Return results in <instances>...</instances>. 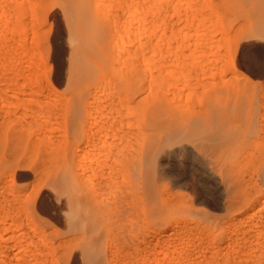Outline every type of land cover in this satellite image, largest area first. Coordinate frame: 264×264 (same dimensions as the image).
<instances>
[{
  "label": "rangeland",
  "instance_id": "rangeland-1",
  "mask_svg": "<svg viewBox=\"0 0 264 264\" xmlns=\"http://www.w3.org/2000/svg\"><path fill=\"white\" fill-rule=\"evenodd\" d=\"M150 1L143 0L141 4L144 3V5H141L138 0H105V4H100L101 7L99 6L97 10V16L103 22L100 32L105 30L117 36L124 34L130 25H133L132 27L136 30L139 27L144 29L145 27L141 28L140 24L145 22L142 25L147 27L142 30V32L145 31L144 35L141 36L142 33L138 32L137 37L138 35V38L143 37L141 42L146 35L149 38L154 37L153 42L150 40L152 45L145 48V59L151 60L150 62L156 61L155 64H163L164 70L168 71L167 75L164 74L167 81L163 83L170 82L169 86H171L173 82L174 88L171 89L168 86L171 91L176 88L180 91L184 88L180 92H173L178 99L183 91V96L181 95L180 98L182 100L174 102L177 105L181 104L182 107L176 108L173 104L177 113L183 115L181 123L194 118L192 111L206 104L203 103L207 99L202 98V87L199 88L196 85L181 87V83L186 82H183L186 78L184 75L190 67L193 70V64L196 65L197 61L206 63L205 70L208 69L209 64L213 65V63L214 66L218 64L216 66L218 69L225 68V72L222 68L224 73L222 79L235 77L238 81L253 82L257 86V95L251 102L250 99L252 100L254 96L250 86L242 87L240 91L237 88L238 96H236L235 91L232 90L233 85L231 86L229 82L227 85L230 86L222 85L221 93L225 89L223 100L222 96L220 98L212 95L209 105L215 108L228 105L226 117L229 116V118L224 126L228 136L227 149L219 148L211 152L202 148L199 142L184 143L187 155L174 153L165 155L161 161L157 160L154 166V177H152V169L148 174L149 180L152 177L153 185H151L156 187L155 199L162 201L164 213L159 211L158 216L153 215L154 200L149 205V208H153L152 215L145 222L136 221L133 225L128 223L125 224L126 226L123 225L125 228L121 229L122 232H119L120 226L119 229L116 228L120 224L114 221L115 216H111L102 224L104 228L100 225L98 229L101 233L99 253H88L86 255L88 264H93L90 261L93 257L97 260V264H264V133L261 132L258 135L253 133L264 119V0H185L187 5L184 0H180L177 4L181 10L180 18L179 16L171 17L173 26L169 24V21L166 22V16L170 11H164L165 14L157 12L152 7L159 0H154V3L151 1L152 4L149 3ZM94 4L96 1L92 0L90 5ZM150 8L152 12L148 11ZM152 9L155 11L153 12ZM86 13L85 33H96L97 29L94 26L97 18L92 13H88V10ZM161 15H166L164 18L165 23H168L167 27L160 21ZM75 20L77 21L75 7L67 0H0V76L3 75L0 77V118L8 119L7 122L3 120L5 125H2V132L7 127L6 132L2 133L3 136L0 134L2 137L0 140L2 142H0V219H5L8 223L17 226L13 233L12 231L5 233L4 238L10 236L14 238L13 240L5 241V243L0 240V264H78L77 245L64 242L69 237L68 232L56 213L55 202L47 195L46 189L42 186L38 187V201L36 199V202L26 207L20 204L23 207L19 209L20 205H16L14 199L11 200V191L4 188L6 184H12L9 181L10 175L14 174V169L17 168L11 166L10 161L8 162L12 159V154L8 152L7 147L10 148L13 137L17 138L16 132L21 129H23L22 138L26 140V142L22 141L24 142V148L21 146L22 154L23 152L29 154L30 158L39 155L38 157L42 156L45 159L53 155L54 152H49L52 148L54 151L64 148L70 153L73 150L82 151V147L84 154L86 150L89 151L90 147L82 142L81 135L79 141L72 139L73 137L70 138L72 135L69 131V121L72 113L68 107L71 106L73 99L87 93L88 79L94 83L100 72L109 77L115 65L116 69L118 68L117 71L124 70V67L120 66H124L126 53H119L122 49L116 48L111 41L100 59V63H104L103 68L91 58L87 69L92 71L89 74L92 77L88 76L87 80L83 77L81 79L71 77L70 59L80 45ZM162 25H165L163 29L160 27ZM163 35L165 38H161ZM152 46L156 47L155 50ZM195 70L199 72L198 68L193 72ZM196 77L192 81L197 82ZM164 86L167 87V85ZM184 90L186 92L188 90L186 93L188 97L184 96ZM226 91L231 92L230 95L233 94L232 99L228 100ZM189 92L192 93L191 96ZM221 93L219 94L222 95ZM106 97L109 96H104L101 104ZM188 102L190 110L187 109ZM195 102H198V106ZM90 104L93 105L92 102ZM193 104L195 106L190 107ZM66 107L70 114L66 113ZM184 108L187 109V114ZM86 117L85 111L82 110L79 122ZM16 124H19V127ZM10 127L18 129H11L14 133H9ZM215 129L212 127L207 133L214 134ZM64 133L66 139H64ZM9 134L13 135L12 139H10L11 136L8 137ZM29 148L34 155L29 153ZM110 165L112 167L114 164L110 163ZM138 174V170L135 171L133 168L121 172L120 179L113 182L111 194L109 191V195L106 193L103 196L113 198L114 193L116 195L114 198H117L118 194H130L131 188H136V183L140 179ZM207 174L210 177L206 180L203 176ZM87 176L88 174L84 177L90 180ZM197 178L203 179V182L212 183L203 189L207 198V200L203 199V202H200L202 200L198 198L201 190L196 189ZM18 180L12 184L14 196L20 190H23L21 191L23 196L28 194L30 190L28 187L25 189V186L31 184L30 175ZM88 180L86 181L89 182ZM128 185L131 186V191ZM123 188L129 193L122 190ZM134 200L132 199L129 204L135 209V205H138L136 202L140 201L138 198ZM4 207L10 212L4 210ZM141 207L140 202L136 208L140 210ZM157 221L160 222L161 227L156 224ZM126 228L128 230H125ZM135 231L137 232L134 233ZM139 231H148L146 240L143 241L144 237L138 233Z\"/></svg>",
  "mask_w": 264,
  "mask_h": 264
},
{
  "label": "bare ground",
  "instance_id": "bare-ground-1",
  "mask_svg": "<svg viewBox=\"0 0 264 264\" xmlns=\"http://www.w3.org/2000/svg\"><path fill=\"white\" fill-rule=\"evenodd\" d=\"M67 1L71 2L76 10L77 21L76 20L75 21L77 23L75 22V24H77V27H78L77 39L79 40L78 42H80V45L76 48L73 57L70 59L71 69L69 72L71 74V77H73L74 79H81V77H83V79L85 78L87 80L88 76H90L89 74L92 72L89 68L87 69V64L89 63V61H91V58H93L94 59L93 61L96 63H99L100 67L103 68L104 63H100V59H102V56H104L105 54L104 52L107 49L108 45H110L111 41H113L112 45L116 46V48L118 47L119 50L122 49L121 51H119V53L120 52L126 53L125 55L126 63L124 60V66L123 65L120 66L122 68L124 67L123 68L124 70L120 69L117 71L118 68L116 69L117 66L115 65V69H113V71L111 70L112 73L110 74L109 77H106L104 74H102V72H100L98 78L95 79L94 83L88 79L86 83L88 84L87 93L82 95L80 98H77L75 100L73 99L71 106L68 107L70 103L67 106L68 108H70V112L72 113L71 114L72 117L70 118V121H69V131L71 133L70 135H72L70 138L73 137L72 139L78 140L80 138V135L82 136L83 138L82 142H84L85 145H88L90 147L89 151L86 150L85 154L83 153L84 152L83 147H82V151L73 150L71 153L68 152V150H65L63 147H62L63 149L57 150V151H54L53 148L51 147L52 150L50 149L49 152H54L53 155L50 156L48 154L49 157L45 159H43L42 156L41 158L38 157L39 155L37 157L34 156L35 158L34 157L30 158L29 154H24V152L22 154V151H23L22 149L24 148L23 143L26 142V140L24 141V139L22 138V134H21V131L23 129H21V131L16 132L15 136L17 138H14L13 135L9 134L8 137L11 136L10 139H12V137L13 139H12V145H10V148L9 146L7 147L8 152L12 154V157H11L12 159H9L8 162L10 161L11 166H16L18 168V170H16L17 168L14 169L13 167L14 174L10 175L9 181L10 183L14 184L18 180V178L20 179L21 177L26 178L30 175L31 184L25 186V189L26 187H28L30 191L28 194L25 193L26 195L24 196L22 195V192H21L23 190H20L19 192H17V195L14 196L15 191H14L12 184H6L4 188L7 191L8 190L11 191L10 194L12 193L11 195L15 197L14 198L11 196L12 198L11 200L14 199V202L17 203L16 205L19 206L20 204H23L26 207V205L33 204V202H36V199L38 201L37 196L39 193L37 192L39 190L37 188L40 186L44 187L47 191V195L51 197L53 201L55 202V208L57 210L56 213L59 215V218H61V220L63 221V224L65 225V228L68 232L69 237H67L64 242H67L69 245L71 244L77 245L76 251H77V257H78V264H88L86 255L91 252L99 253V241H100L99 237L101 236V233H100V230L98 229L100 225L104 224L111 216H115L114 221H117L120 224L116 228L119 229V226H120L119 232H122L121 229L125 228L123 225L125 224L127 225V223L133 225V223L134 222L136 223V221L137 222L140 221V223L141 221L145 222V220L148 217H150V215H152L151 211L153 210V208H149V205H151V203L154 200H155V203H154L155 207L153 210L154 211L153 215L158 216L159 211L161 213L162 212L164 213V210L162 208L163 206L162 201H158L157 198L155 199L156 192H157L156 187L152 186L153 185L152 177H154V166L157 160L161 161L165 155L174 154V153L187 155V150L185 148L184 143L187 144V143H195V142L198 143L199 142L202 148L207 149L211 152L219 148L222 150L227 149L228 136L226 135L224 131V126H225V123L228 122V118H229V116L228 118L226 117L227 111H228L227 109L228 105L222 108H217V107L215 108V107L210 106L209 101H211L212 95L213 97L219 96L220 98L222 96L221 99L223 100V97H224L223 94L225 93L224 92L225 89L221 93V87L222 85L230 86V85H227L228 82L229 84H231V86L233 85L232 90L235 91L236 96H238V90L240 91V88L248 85L251 87V93L254 96L252 100L250 99V101L253 102V100H255L256 98L255 95H257V90H256L257 86L253 82H250L248 80L243 81V82L238 81V79H236L235 77H234L236 79L235 81L233 77H229L230 79H228L227 77V79L225 78L226 80L224 78L222 79V77L224 76V73L222 71L223 67L218 69L216 67L218 64L214 66V63H213V65L207 64L209 67L208 69L205 70L204 65L206 63L204 64L203 61L201 62L197 61L196 65L193 64V70L198 68L199 72L197 73L196 70L193 72L192 68L190 67V69L188 70L186 74L187 76L184 75L186 77L184 78L185 80L182 79V81L184 80L183 82L186 81L185 83H187V85L185 83L184 84L181 83V87L182 85H184L183 87L185 86L191 87L192 85L199 86V88L202 87L203 88L202 98L203 100L207 99L203 103H206V104L204 105V107H199V109L192 111L194 118H190L189 121H186L185 123H181V121L183 120V115L178 114L176 111V108L177 106H179V108L182 106L181 104H178V105L174 104V102H176V100L178 101L182 100L180 98H181L183 91L180 93V97L179 98L177 97L178 99H176V97L174 96V93H175L174 91H178L177 89L179 88H176L173 91H171L173 87L172 86L173 82H171V86H169L170 82L169 83L165 82L166 84L163 83L164 81H167V78L164 76L167 75L168 73L167 70H164L163 64L162 65L161 63L155 64L154 62L156 61L150 62L151 60L147 61L145 59V48H147V46H149L150 44L152 45L151 41L154 39V37L150 36L149 38L148 35H146L145 37L146 39L144 38L145 41L143 39V41L141 42L140 40L143 37L138 38L139 35L137 37L138 32H140L139 34L142 33L141 36L144 35L143 33L145 31L142 32V30L146 29L147 27L142 26V25L145 24V22L142 21L143 22L142 25L138 23L140 24L141 28L145 27L144 29H139L140 27L138 25L139 28L138 30H136L132 27L133 25H130L129 28H127L126 32L124 34L122 33L123 36L122 34H118L116 36V35L111 34L110 32L108 33L105 30L102 31L101 33L100 28L103 22H102V19L98 18L97 10L100 4H103L105 0H95L96 4L94 5H90V2L92 0H67ZM138 1L141 4V1L143 0H138ZM151 1H153V3L155 2L154 0H151ZM151 1L149 3H151ZM139 2H137L136 4L138 5ZM178 3H180V0H159L156 5L154 3V7L152 6L151 7L155 9L157 12L170 11V13L167 16L165 15L166 22L169 21V24L171 23V25L173 26L174 22H171V19H172L171 17L179 16L181 12V10L178 8V5H177ZM184 3H185V0H184ZM141 5H144V3H142ZM145 9L147 10V8ZM86 10H88V13H92V15H94L97 18L96 24L94 26V28L97 29L96 33H91V34L85 33V30H87ZM155 10H153V12ZM171 10H174V12H171ZM148 11L150 12L151 8L150 10L148 9ZM182 13H184V11ZM163 15H161L163 20H161L162 19L161 18L160 21L162 23H165V18H164L165 16ZM157 17L159 18V15ZM167 24L165 23L166 27H167ZM165 25H162L160 27H162L163 29ZM135 27L137 28V25ZM160 27L158 28L160 29ZM118 33H121V32L118 31ZM163 37L164 35L161 38ZM152 48L153 50H155L156 47L152 46ZM163 52L164 51H162V53ZM182 68L180 69V72ZM212 70H215V71H212ZM223 70L225 72V68H223ZM194 75L195 77L196 76L198 77L200 75V78L196 77L197 82L192 81L195 79ZM2 76L3 75H1L0 77ZM164 78L166 80H164ZM164 85H167V87H165ZM168 86L171 87V89ZM182 89L184 88H181V90ZM194 90L195 89H193V91ZM229 91H231L230 88H229ZM226 92H227L226 96L228 97V100L232 99L233 94H231L232 95L231 96L230 95L231 92L230 93H228V91ZM186 93H188V90L187 92L185 91V95H184L185 97H188V94ZM219 93H221L222 95H220ZM107 95L109 97H106V99L103 101V104H101L102 98ZM191 95L192 93L190 94V96ZM91 102L93 103V105L92 104L89 105V103ZM197 103L195 104L196 106H198ZM173 104L176 105L175 106L176 108H174ZM194 104L190 107L195 106ZM189 105L190 104L188 102L187 107ZM64 106H66V104ZM67 107L65 109L67 110L66 113L69 112ZM187 109L190 110L189 107ZM187 109H185V112ZM82 110L85 111L87 117L83 119L81 122H79V118L81 116ZM13 117H12V121L14 122V119H16V117L14 119ZM0 119L2 120V123L0 124V131H1L0 134L1 136H3L2 133L6 130L7 127L3 129L4 131L2 132V128H3L2 125L3 124L5 125V122H7L8 119L7 118L6 119L0 118ZM3 120L5 122H3ZM263 120L264 119H262V122L259 124L258 128L253 131L254 134L258 135L261 132L264 133V121ZM16 125L18 126L19 124H16ZM12 127L8 129L9 133H12L14 130L18 129V128L14 129ZM64 127H65V123H64ZM212 127L216 128L217 130L216 129L215 130L217 132L214 130V134H212L213 132L212 133L210 132L211 134L207 133V131H210L209 129H212ZM11 129H14V130L12 131ZM65 129L66 127L64 128V130ZM1 138L2 137H0V140H2ZM64 139H66V135ZM4 141H5V138H4ZM3 144L5 145V143ZM81 145L84 146V144H81ZM28 151L30 153L31 149ZM30 154L34 155L32 152ZM110 163H113L114 165H112L111 167ZM2 166L4 165L2 164ZM26 168L29 170L26 171L25 170ZM130 168H133V170L135 171L138 170V173H139L138 177L140 179L136 183V188H131L132 189L131 191L130 187L132 186V184L130 187H129L130 185L129 184L128 187L131 193L128 195L118 194V197L114 198L116 195H114L113 193L112 195L114 199L111 198L112 196L110 198L103 196L106 193L108 194L109 191L111 194V190L114 185L113 182L115 180L120 179L119 174L121 172H126L128 169L130 170ZM150 169H152V177L149 180L148 172L151 171ZM85 173L88 174L87 177H90V180L84 177L86 176ZM203 177L204 179L207 180L210 177V175L207 174ZM85 179L88 180L89 182H87ZM202 180L203 179H198V178L196 179V189L201 190L198 196V198L202 200L200 202H203V199L207 200V198L204 195L203 189L206 187H209V185L212 184V183L203 182ZM125 185H127V183H125ZM150 185L152 188L151 187L149 188ZM116 189H113V190L118 192L119 190L117 189L118 190L117 191ZM126 189L128 188L126 187ZM126 189L123 188L122 190H125L126 192L129 193V191ZM125 191H124V194H125ZM20 196H23V197L21 198ZM104 197H106V199ZM136 198H138V200L142 203V207L140 210L136 208V206H138L140 202L139 203L136 202L138 205H135V209L130 207V204H129L130 201ZM23 205H20L19 209L20 207H23ZM254 205H257V204L254 203ZM3 209L6 210L7 212H10L5 207ZM11 209H12V206H11ZM2 212H4L5 214L7 213L5 211H2ZM156 224L159 227H161V224L159 221H157ZM136 225L138 226V224ZM15 226L14 224L8 223L5 219L4 220L0 219V240H3L4 243L5 241H9L11 239L13 240L14 238L10 236H8V238L6 237L7 239L4 237H5V233L8 231H12L13 233L15 231V228L17 227ZM115 226H117V224H115ZM127 228L125 230H128ZM145 228H148V227L146 226ZM104 231L105 229L102 231V233ZM136 232L137 231H135L134 233ZM147 232L148 231L138 232L140 235H142V237H144L143 241L146 240L145 236L148 237ZM192 238H195V237H192ZM258 239H257V242H258ZM135 251L137 250L135 249ZM94 258L95 257H93L92 258L93 260L91 259L90 261L93 264H97L98 262ZM261 258L263 257L261 256ZM207 261H208V257H207Z\"/></svg>",
  "mask_w": 264,
  "mask_h": 264
}]
</instances>
